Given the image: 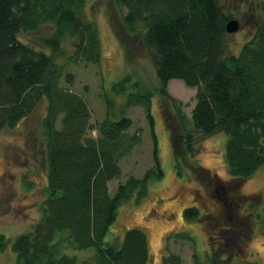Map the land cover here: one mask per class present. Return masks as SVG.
I'll return each mask as SVG.
<instances>
[{
	"label": "trees",
	"instance_id": "trees-1",
	"mask_svg": "<svg viewBox=\"0 0 264 264\" xmlns=\"http://www.w3.org/2000/svg\"><path fill=\"white\" fill-rule=\"evenodd\" d=\"M113 1L121 20L117 27L111 25L127 64H134L137 41L154 62L158 95L179 120L176 129L170 116L166 118L178 172L184 167V154L195 157L196 150L193 135L180 130L185 104L169 93L172 80L197 89L191 112L195 130L204 136L228 135L225 155L231 177L244 180L256 174L264 166V20L253 24L250 38L233 55L226 25L234 17L225 11L222 0ZM90 3L0 0V131L14 129L37 107H46L41 132L48 166L44 218L12 244L0 236V253L11 246L17 264H87L67 255L68 248L95 249V264H149L143 231H127L119 249L106 244L105 237L121 205L133 197L137 203L144 200L150 182L164 176L155 148L154 166L141 179L129 176L114 195L109 190V182L122 176L121 159L139 143L137 134L130 133L133 123L126 110L144 107L154 128V93L139 90L140 84L134 83L137 92L128 96L120 119L107 116L91 123L92 111L85 98L71 89L76 77L69 71V64L98 65L102 60V41L89 15ZM46 24L55 30L39 39L40 46L19 40L20 33L37 32ZM129 82L128 76L115 84L117 93ZM106 104L110 110L108 97ZM92 131L96 137H91ZM195 165L192 170L199 174L202 168ZM199 212L189 207L184 216L199 221ZM163 264L184 263L180 256L169 254ZM201 264L230 263L211 257Z\"/></svg>",
	"mask_w": 264,
	"mask_h": 264
},
{
	"label": "rangeland",
	"instance_id": "rangeland-1",
	"mask_svg": "<svg viewBox=\"0 0 264 264\" xmlns=\"http://www.w3.org/2000/svg\"><path fill=\"white\" fill-rule=\"evenodd\" d=\"M222 6L240 24L239 32L228 34L229 53L238 55L254 30L253 24L264 20V2L222 0ZM89 15L95 19L100 33L102 60L98 65L72 63L69 71L76 77L71 89L85 98L92 111L91 123L98 124L107 116L120 119L128 96L137 92L134 83L140 84L139 90L154 93V128L144 107L126 110L125 116L133 123L130 133L137 134L139 143L121 159L122 176L109 182L110 193L114 195L129 176L141 179L154 166L155 148L164 172L160 180L150 182L144 200L137 203L133 197L121 205L105 243L119 249L125 233L139 229L148 239L149 264H163L169 254L180 256L184 264H201L211 257L224 258L230 264H264V166L247 179L232 178L225 155L228 135L204 136L195 130L191 112L197 89L186 86L182 80H172L169 93L185 104L180 130L193 135L196 150L195 157L184 154V167L179 173L167 115L176 129L180 124L175 112L173 117L157 93L159 80L152 58L142 44L134 41L135 61L133 65L127 64L123 45L111 25L117 27L121 20V11L113 0H91ZM54 30L53 25L46 24L37 32L20 33L18 38L22 43L40 46L39 39L51 36ZM128 76L131 82L117 93L114 85ZM107 97L112 101L110 110ZM45 117L46 107L42 104L14 129L0 131V236L11 240V244L44 218L48 166L46 140L41 132ZM90 135L96 137L97 132ZM195 164L202 168L199 174L193 172ZM193 206L200 210L199 221L184 216L185 209ZM219 210L225 216L224 222L216 221ZM219 232L223 234L221 239L217 238ZM10 249L11 246L0 253V264H17V256ZM64 251L80 263L95 264V249Z\"/></svg>",
	"mask_w": 264,
	"mask_h": 264
},
{
	"label": "water",
	"instance_id": "water-1",
	"mask_svg": "<svg viewBox=\"0 0 264 264\" xmlns=\"http://www.w3.org/2000/svg\"><path fill=\"white\" fill-rule=\"evenodd\" d=\"M239 30H240V24L235 19H232L226 25V31H227L228 34L237 33V32H239Z\"/></svg>",
	"mask_w": 264,
	"mask_h": 264
},
{
	"label": "flooded vegetation",
	"instance_id": "flooded-vegetation-1",
	"mask_svg": "<svg viewBox=\"0 0 264 264\" xmlns=\"http://www.w3.org/2000/svg\"><path fill=\"white\" fill-rule=\"evenodd\" d=\"M194 207V206H193ZM216 218H217V220L216 221H221V222H224V220H225V216L223 215V212H222V210H219V212H218V216H215ZM225 233V230L223 231V234ZM223 234H221L220 232L218 233V235L220 236V237H217L218 239H221V237L223 236Z\"/></svg>",
	"mask_w": 264,
	"mask_h": 264
},
{
	"label": "crops",
	"instance_id": "crops-1",
	"mask_svg": "<svg viewBox=\"0 0 264 264\" xmlns=\"http://www.w3.org/2000/svg\"><path fill=\"white\" fill-rule=\"evenodd\" d=\"M177 87H178V88H181V87H182V85H180V84H177Z\"/></svg>",
	"mask_w": 264,
	"mask_h": 264
}]
</instances>
